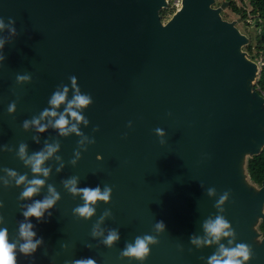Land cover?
<instances>
[{"label":"water","instance_id":"water-1","mask_svg":"<svg viewBox=\"0 0 264 264\" xmlns=\"http://www.w3.org/2000/svg\"><path fill=\"white\" fill-rule=\"evenodd\" d=\"M213 3L182 0L162 22L166 0H0V100L16 96L22 66L38 100L67 88L65 111L73 78L91 98L73 109L87 123L65 112L80 135L67 134L66 168L52 182L60 198L39 220L24 213L51 193L23 198L35 179L0 175V230L16 264H209L221 246H248L257 236L247 223L264 222V180L254 195L239 189L233 159L264 146V96L248 84L259 68L240 52L247 37ZM73 178L78 189H111L90 218L74 211L84 200L65 187ZM217 217L232 235L203 243L212 240L205 223ZM21 224L40 241L29 254L20 251ZM110 232L119 239L108 246ZM145 236L156 241L145 258L123 254ZM248 248L242 264H264V236Z\"/></svg>","mask_w":264,"mask_h":264},{"label":"clouds","instance_id":"clouds-1","mask_svg":"<svg viewBox=\"0 0 264 264\" xmlns=\"http://www.w3.org/2000/svg\"><path fill=\"white\" fill-rule=\"evenodd\" d=\"M4 28V24L0 21V30ZM14 32V29H12ZM2 47V44H0ZM18 81L28 80L29 77L21 76L17 78ZM73 88L76 89V95L73 97L72 101L68 103L67 108L65 110L66 115L71 116V118L76 122H85L83 116L80 115L78 111H74L73 109H83L88 107L91 103V98L87 95H81L79 93V89L76 88V80L75 78L72 79ZM68 89L64 88L63 92H57L53 95L52 99L50 100V104L52 105L53 109L58 108L60 105L64 104L66 101ZM9 112L15 111V105H9ZM66 115H60L58 119L55 120V124L53 125L56 129L59 130L60 134L67 135L69 131L76 132L77 135H80L77 127L73 125L71 129L68 128L69 120L66 118ZM57 116L56 111H49L45 110L41 116V119L46 117H53ZM32 124L38 127L40 132L45 131V127L40 125V121L34 119ZM25 129L29 127V122L25 121L24 123ZM158 135H163V132L160 129H157ZM59 150V145L56 146H48L46 149V154L44 152L37 153L28 163L32 165V171L34 173H41L43 172L44 176L48 175L47 169H42V165L46 159L52 156L55 152ZM25 153V146L21 145L20 147V155L21 158L24 157ZM12 176L16 174L14 172L9 173ZM25 181V177L21 176L17 180V184H22ZM44 181L36 179L31 181L30 186L23 192V198H31L33 197L39 190L41 186H43ZM76 180L73 178L71 181L65 183V187L73 195H81L84 204L83 206L77 207L74 211L77 215L83 218H90L94 215L95 209L92 207L93 205L97 204L98 201H103L107 203L111 196V189L105 188L103 191L99 187L92 189V188H83L78 189L76 187ZM49 192L51 193L50 198H46L43 202L37 201L34 205L30 206L28 210L24 213L25 217H34L39 220L44 210L51 208L57 200H59V195L55 192V190L49 187ZM214 191L209 190V195H213ZM227 199V195L222 196L219 204H223L224 201ZM219 204L217 206H219ZM164 228L163 223H158L156 225L157 231H162ZM230 228L229 223L223 217H217L215 221H208L204 225V229L206 233L212 237V240H205L203 243H212L213 240L218 242L221 237H228L232 235L228 229ZM20 235L26 241L20 248V251L24 254H29L34 252L40 243L37 241L33 243V237L35 233L32 231L31 224H21L20 226ZM94 235L96 233L94 232ZM119 239V236L116 232H110L107 239L104 241L106 245L111 246L116 240ZM155 239L151 236H145L143 238H137L135 242V246L128 245L127 250L123 253L125 256L135 257L137 259L145 258L149 253V244L155 243ZM194 244L200 245L201 241L198 239H193L192 241ZM15 245L10 244L7 238V231L0 230V264H16V257H15ZM250 258V250L248 246L244 244L237 245L235 248H225L221 246L219 255H213L209 259V264H242V261H248ZM77 264H95L93 260H85V261H78Z\"/></svg>","mask_w":264,"mask_h":264},{"label":"flooded vegetation","instance_id":"flooded-vegetation-1","mask_svg":"<svg viewBox=\"0 0 264 264\" xmlns=\"http://www.w3.org/2000/svg\"><path fill=\"white\" fill-rule=\"evenodd\" d=\"M27 76L28 80L18 81V77ZM16 78V96L13 100L3 95L0 100V175L3 179L14 172L18 179L23 176L25 181L30 178L44 181L40 190L48 191L52 188V182L60 172L64 174L66 168L67 135H61L53 125L60 115H65L64 104L61 108L53 109L50 100L44 94L37 99L32 88V77L27 66H22ZM15 105V111L9 112V105ZM45 110L56 111L57 116L41 119ZM36 119L45 131L40 132L38 127L32 124ZM25 121L29 127L25 129ZM25 146L24 157L21 158L20 147ZM59 145V150L46 159L41 166L48 170V175L43 172L37 174L32 171V165L28 163L37 153L44 152L48 146Z\"/></svg>","mask_w":264,"mask_h":264},{"label":"trees","instance_id":"trees-1","mask_svg":"<svg viewBox=\"0 0 264 264\" xmlns=\"http://www.w3.org/2000/svg\"><path fill=\"white\" fill-rule=\"evenodd\" d=\"M226 1V7L232 13L237 14L241 18V21L247 24L248 17L253 20L257 33L254 40L247 37L248 43L242 46L241 50L249 60L259 63V71L255 78L254 87L264 96V0H241L243 2L241 7H238L234 0ZM213 5L214 3L211 7L215 8ZM173 14L174 11L171 10L170 4L159 11V16L162 22H166ZM245 171L249 181L260 188L264 180V146L257 154L246 158ZM257 229L261 236H264L263 221L259 220Z\"/></svg>","mask_w":264,"mask_h":264},{"label":"rangeland","instance_id":"rangeland-1","mask_svg":"<svg viewBox=\"0 0 264 264\" xmlns=\"http://www.w3.org/2000/svg\"><path fill=\"white\" fill-rule=\"evenodd\" d=\"M234 1L238 5V7H241L243 3L241 0H234ZM226 3H227L226 0H214L213 7L215 8L219 7L220 9H222L221 10L222 19L230 23L233 27H235L239 31L240 34L254 40V37L257 31L254 27L253 20L250 17H248L249 19L247 21L248 22L247 24L241 21V18L237 14L232 13L226 7L227 5ZM240 52H242V50ZM257 66L259 68V63H257ZM254 82H255V78L253 77L248 80L249 85H254ZM249 154H250V150H243L237 156L234 157L233 159L234 174L237 178V185L239 189L245 192H249L251 195H254L259 190V187L255 184H252L249 181L246 171H245V160L249 156ZM258 222H259V219L256 218L255 220L247 223V229L253 232H257V236H255L254 238L248 241L247 243L248 247L252 248V247L258 246L262 240V236L257 229Z\"/></svg>","mask_w":264,"mask_h":264},{"label":"built area","instance_id":"built-area-1","mask_svg":"<svg viewBox=\"0 0 264 264\" xmlns=\"http://www.w3.org/2000/svg\"><path fill=\"white\" fill-rule=\"evenodd\" d=\"M167 5L170 4L171 10L174 11V13L180 9L182 0H166Z\"/></svg>","mask_w":264,"mask_h":264}]
</instances>
